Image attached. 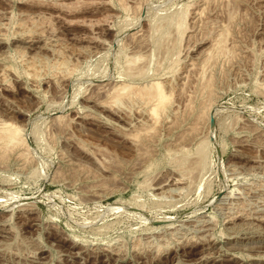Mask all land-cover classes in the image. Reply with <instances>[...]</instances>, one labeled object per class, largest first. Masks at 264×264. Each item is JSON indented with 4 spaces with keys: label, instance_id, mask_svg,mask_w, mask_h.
<instances>
[{
    "label": "rangeland",
    "instance_id": "374dc122",
    "mask_svg": "<svg viewBox=\"0 0 264 264\" xmlns=\"http://www.w3.org/2000/svg\"><path fill=\"white\" fill-rule=\"evenodd\" d=\"M3 123L0 264H264V0H0Z\"/></svg>",
    "mask_w": 264,
    "mask_h": 264
},
{
    "label": "bare ground",
    "instance_id": "6f19581e",
    "mask_svg": "<svg viewBox=\"0 0 264 264\" xmlns=\"http://www.w3.org/2000/svg\"><path fill=\"white\" fill-rule=\"evenodd\" d=\"M216 1V0H215ZM206 2H207V0H206ZM179 18V17H178ZM183 18V17H182ZM185 18V17H184ZM176 19H177V17H176ZM183 20V19H182ZM185 21V20H184ZM180 22V21H179ZM182 22V21H181ZM181 22H180V24H181ZM171 23V22H170ZM173 23V22H172ZM172 23H171V25H172ZM185 23V22H184ZM177 25V24H176ZM182 25H183V23L181 24V25H179L178 27H182ZM185 25V24H184ZM175 26V25H174ZM161 27V26H160ZM178 27H177V29H178ZM158 28V27H157ZM175 28V27H174ZM183 27H182V30L181 29H179L178 31H180L181 30V32H183ZM159 31H160V29H159ZM172 32V31H171ZM178 33V32H177ZM184 33V32H183ZM169 34V33H168ZM225 34V33H224ZM226 35V34H225ZM166 36V35H165ZM164 36V37H165ZM224 37V36H223ZM167 38V37H166ZM225 38V37H224ZM223 38V39H224ZM218 40V39H217ZM223 41V40H222ZM221 42V41H220ZM217 43V42H216ZM216 43L214 44L215 45V47H218L219 45H217L216 46ZM219 43V42H218ZM225 43H226V41H225ZM176 44V43H175ZM220 44V47H218V49L216 48V50H222L223 49V46H225L226 44H224L223 46H221V43H219ZM223 44V43H222ZM213 48V47H212ZM214 49V48H213ZM224 50V49H223ZM172 51V50H171ZM217 51V52H218ZM216 52V53H217ZM221 52V51H220ZM212 53V52H211ZM215 53V52H214ZM219 53V52H218ZM222 53V52H221ZM208 54H210V53H208ZM207 54V55H208ZM220 54V53H219ZM218 55V54H217ZM222 55H223V53H222ZM221 54H220V56H222ZM209 56H211V55H209ZM141 57V56H140ZM138 58V57H137ZM218 58V57H217ZM209 60V58L207 57L206 58V60ZM131 60V59H130ZM133 60H134V58H133ZM136 60H138V59H136ZM206 60H204V61H206ZM216 59L214 58V61H215ZM217 61V60H216ZM206 64H208V62L206 63ZM205 67V66H204ZM145 74V73H144ZM202 83H204V82H202ZM207 83L209 84L210 82H208L207 81ZM205 84V83H204ZM131 85V84H130ZM144 85V84H143ZM164 85V84H163ZM163 85H162V83L160 82V81H154V82H152L150 85L148 84L147 86H145V87H133V86H129V85H126L125 87L123 86V88H122V90H128V92L130 93H132L133 95H137V96H139V98H141V100L143 99V101L145 100V102H147V104H148V107H149V105H150V114H153V116L152 117H154V120L156 121V119H155V117H160V114L162 113V115H163V112H165L164 110H165V108L166 107H168V105H169V103H170V100H172L171 99V94L170 95H168L166 92H165V89H164V87H163ZM203 85V84H202ZM201 86V85H200ZM206 86V85H205ZM205 86H203L204 87V89H206L205 88ZM208 86V85H207ZM210 86V85H209ZM120 87V86H119ZM202 87V88H203ZM211 87V86H210ZM119 89V88H118ZM210 89H212V88H210ZM121 87H120V89L118 90V91H115V94H116V96H115V99L116 98H118V97H120V95L121 94H123L121 91ZM201 90V89H200ZM207 90H209V88L207 89ZM202 91V90H201ZM206 91V90H205ZM124 92V91H123ZM125 92H127V91H125ZM124 92V93H125ZM210 92V91H209ZM208 91H207V93H209ZM129 93H128V95H129ZM202 94H203V92H202ZM201 94V95H202ZM124 95V94H123ZM131 95V94H130ZM208 95V94H207ZM133 97V96H132ZM207 97V96H206ZM209 97V96H208ZM120 98H122V96L120 97ZM119 98V99H120ZM205 98V97H204ZM207 99V98H206ZM121 100V99H120ZM205 100V99H204ZM208 100V99H207ZM116 101V100H115ZM118 101V100H117ZM203 103V102H202ZM205 103V102H204ZM192 104H193V102H192ZM191 104V105H192ZM207 104V103H206ZM208 105V104H207ZM204 104L203 105H201V107L204 109V107L206 106H204ZM190 108V107H189ZM194 108H195V106H194ZM201 108V109H202ZM191 109H192V112H194L193 110V106L191 107ZM190 109V110H191ZM202 109V110H203ZM167 110V109H166ZM189 110V109H188ZM201 110V113L203 112ZM206 111V110H205ZM207 112V111H206ZM199 114V113H198ZM193 115V114H192ZM203 115V114H202ZM204 115H205V113H204ZM199 116H201V114L199 115ZM204 117V116H203ZM161 118V117H160ZM201 118H202V116H201ZM197 119H200V118H197ZM199 121V120H198ZM198 123V122H197ZM14 124V123H13ZM13 124H9V123H3L2 124V126L0 127V139L2 140V142H3V140H4V142L5 141H8V142H10V144L13 146V143H14V146L16 145H23V147H24V145H25V142H24V139H23V136L21 135V128L20 127H17V126H15V124L13 125ZM1 125V124H0ZM142 130V129H141ZM141 138V137H140ZM1 142V141H0ZM4 145V144H3ZM8 144H6V146H7ZM11 145H8L9 146V148H15V147H10ZM7 146V147H8ZM6 147V148H7ZM1 148H2V150H3V148L4 147H2L1 146ZM16 148H18V147H16ZM20 148V147H19ZM7 150V149H6ZM6 150H4V152L6 151ZM13 150V149H12ZM0 152H1V149H0ZM4 152L2 153L3 155H4ZM7 152H8V150H7ZM7 152H5L6 154H7ZM6 154H5V156H6ZM2 155V156H3ZM198 156V155H197ZM199 157V156H198ZM176 158V157H175ZM200 158V157H199ZM198 158V159H199ZM201 159H203V158H201ZM179 160V159H178ZM204 160V159H203ZM203 160L202 161H200V162H198L199 164H196V165H200V167H201V165L202 166H204V163H203ZM177 161V160H176ZM175 161V162H176ZM205 161V160H204ZM186 162H187V160H181V158H180V161L178 162V168H179V173H180V179L181 178H183V177H186V176H189V175H191L190 173H192V165H191V167L190 166H188L189 164H186ZM194 164V167L196 166ZM177 165V164H176ZM196 169V168H195ZM201 170V169H200ZM194 173V172H193ZM177 181H179L178 179H177ZM179 183V182H178ZM180 184V183H179ZM161 186V185H160ZM75 241V240H74ZM108 250V249H107ZM111 252V251H110Z\"/></svg>",
    "mask_w": 264,
    "mask_h": 264
},
{
    "label": "water",
    "instance_id": "95a60500",
    "mask_svg": "<svg viewBox=\"0 0 264 264\" xmlns=\"http://www.w3.org/2000/svg\"><path fill=\"white\" fill-rule=\"evenodd\" d=\"M211 124L214 125V117L211 118Z\"/></svg>",
    "mask_w": 264,
    "mask_h": 264
}]
</instances>
